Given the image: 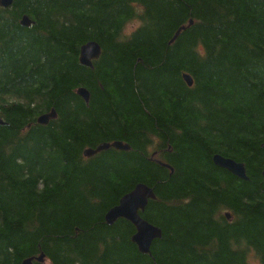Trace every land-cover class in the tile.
Masks as SVG:
<instances>
[{
    "label": "trees",
    "instance_id": "1",
    "mask_svg": "<svg viewBox=\"0 0 264 264\" xmlns=\"http://www.w3.org/2000/svg\"><path fill=\"white\" fill-rule=\"evenodd\" d=\"M0 119V264H264V0H12ZM113 142L130 149L83 154ZM138 184L161 230L148 255L105 221Z\"/></svg>",
    "mask_w": 264,
    "mask_h": 264
},
{
    "label": "water",
    "instance_id": "2",
    "mask_svg": "<svg viewBox=\"0 0 264 264\" xmlns=\"http://www.w3.org/2000/svg\"><path fill=\"white\" fill-rule=\"evenodd\" d=\"M12 5V0H0V8L8 9ZM33 22L27 17L23 16L20 21V25L23 27H29ZM191 24V22H190ZM179 31L174 36V39L178 35ZM101 54L100 46L90 41L84 44L80 48L79 62L81 65L90 68L92 61L99 58ZM184 81L188 86H192V80L188 75H183ZM77 95L85 102L89 101L88 92L80 88L77 90ZM57 114L54 109H51L48 113L39 116L36 123L40 126H46L50 121L55 120ZM0 125H3L0 119ZM264 147V144H263ZM109 149H115L119 151H129V146L124 145L121 142H113L111 144H101L95 149H87L84 151V156L90 158L100 152L107 151ZM213 164L217 167L227 171L231 175L247 181L245 167L242 163H237L231 159L223 158L220 155L213 156ZM163 165V164H162ZM168 167L167 165H163ZM264 178V171L262 172ZM155 198L153 190L144 184H138L132 191L124 195L118 202V204L111 208L105 215V221L108 225H112L118 219H124L131 223L135 228V234L132 236L131 241L137 247L141 254L148 255L150 253L151 244L161 237V230L157 227L149 224L143 220L140 216L148 202ZM227 218L229 216L227 215ZM36 262L43 263V256L36 259ZM23 264H32L31 260H25Z\"/></svg>",
    "mask_w": 264,
    "mask_h": 264
},
{
    "label": "rangeland",
    "instance_id": "3",
    "mask_svg": "<svg viewBox=\"0 0 264 264\" xmlns=\"http://www.w3.org/2000/svg\"><path fill=\"white\" fill-rule=\"evenodd\" d=\"M138 26H139V22H138L137 20H134V21H132L131 23H129V24L125 27V29H124V32H123L124 36H128V35H130V33H131L134 29H136Z\"/></svg>",
    "mask_w": 264,
    "mask_h": 264
}]
</instances>
